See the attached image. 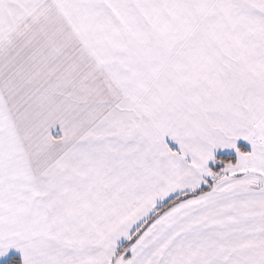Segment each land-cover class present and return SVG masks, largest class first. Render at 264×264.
Listing matches in <instances>:
<instances>
[{
    "label": "snow or ice",
    "instance_id": "obj_1",
    "mask_svg": "<svg viewBox=\"0 0 264 264\" xmlns=\"http://www.w3.org/2000/svg\"><path fill=\"white\" fill-rule=\"evenodd\" d=\"M0 264H264V0H0Z\"/></svg>",
    "mask_w": 264,
    "mask_h": 264
}]
</instances>
